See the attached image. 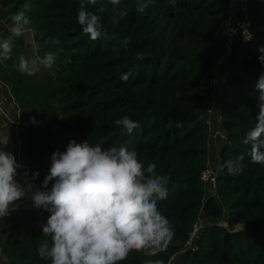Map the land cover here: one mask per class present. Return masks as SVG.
Masks as SVG:
<instances>
[{"label": "trees", "instance_id": "trees-1", "mask_svg": "<svg viewBox=\"0 0 264 264\" xmlns=\"http://www.w3.org/2000/svg\"><path fill=\"white\" fill-rule=\"evenodd\" d=\"M2 2L11 14L25 10L38 56H56V72L46 84L35 75L27 79L31 84L17 77L13 92L29 95L47 121L44 130L19 137L22 145L15 157L22 167L17 173L27 174L35 189L41 188L52 154L65 151L70 141L99 144L104 150L125 146L137 153L145 168L154 163L158 174L169 177L167 197L157 207L170 221L174 236L158 255L133 251L121 264H144L148 259L168 264L172 258L173 264H264V164L253 163L250 145L243 143L256 123L257 83L264 74L258 51L264 47V0L245 2L252 39L243 43L236 37L230 44L231 67L217 95L218 61L226 51L234 0H154L144 13L136 12L137 0H120L116 6L97 0L87 7L101 17L108 35L96 41L77 22L80 0ZM101 6L103 13L97 12ZM120 11L127 15L120 18ZM137 54L144 58L137 59ZM213 109L227 142L211 189L201 176L208 168L206 116ZM125 116L138 124L131 134L115 124ZM238 155L244 156L240 175L220 170ZM49 215L43 209H20L0 219L4 264H50L37 252L45 240L51 244L40 227ZM199 219L206 227L195 242L198 249L184 251Z\"/></svg>", "mask_w": 264, "mask_h": 264}, {"label": "clouds", "instance_id": "clouds-1", "mask_svg": "<svg viewBox=\"0 0 264 264\" xmlns=\"http://www.w3.org/2000/svg\"><path fill=\"white\" fill-rule=\"evenodd\" d=\"M113 6L120 0H109ZM154 0H137V13H144ZM97 0H80L77 22L91 40L107 38L101 17L88 10ZM101 6L97 12L103 13ZM120 18L126 11L118 13ZM7 26L8 35L0 38V61L11 59L13 41L26 31L30 18L24 9L12 14ZM114 23L118 21L113 19ZM245 41L251 39L247 28L243 29ZM59 43V41H53ZM127 46V40L124 42ZM264 64V47L258 49ZM144 57L137 54V59ZM56 56L46 52L42 57H19L17 71L28 76L37 74L41 66L51 69ZM123 79H127L124 76ZM259 91L255 125L247 132L243 143L250 145L251 161L264 164V74L257 83ZM61 118V117H60ZM62 119V118H61ZM33 122L35 118L33 117ZM115 124L122 132L131 134L138 124L125 116ZM49 174L41 188L33 191L16 181L17 169L21 168L11 151L0 150V219L15 211L16 201L31 193L33 205L50 215L42 222L43 235L49 237L37 249L41 260L50 264H121L133 251H143L154 257L166 250L174 236L170 221L158 210L157 202L167 197L169 177L158 174L154 163L145 168L135 151L125 146L104 150L101 145L72 140L66 150L55 151L51 156ZM244 156L238 155L226 161L220 170L227 169L231 176H238L244 168ZM39 173L33 175L38 178ZM55 181L54 183H52ZM51 183V188L49 184ZM144 264H164L162 260H145Z\"/></svg>", "mask_w": 264, "mask_h": 264}, {"label": "rangeland", "instance_id": "rangeland-1", "mask_svg": "<svg viewBox=\"0 0 264 264\" xmlns=\"http://www.w3.org/2000/svg\"><path fill=\"white\" fill-rule=\"evenodd\" d=\"M11 15V8L0 0V38L8 35L7 26L12 23L9 19ZM28 27L32 29V22H30ZM38 48L33 31H26L24 35L14 39L11 59L0 61V150L11 151L14 156H18L16 153L19 152L22 145L19 142V137L28 134V132L44 130L47 123L40 117L38 107L32 102V98L29 95H16L13 92L17 77L23 78L25 83L31 84L27 80L30 76L17 71L16 65L19 62V57L21 55L29 59L39 57ZM55 72L56 69L54 67L46 69L41 66L35 77L42 84H46L48 79L54 76ZM19 82L17 81L18 84ZM33 117L35 122H33ZM22 200L25 202L24 206L26 208H34L31 194L25 195L18 201ZM236 229H240V227ZM4 263H7V261L0 249V264Z\"/></svg>", "mask_w": 264, "mask_h": 264}, {"label": "built area", "instance_id": "built-area-1", "mask_svg": "<svg viewBox=\"0 0 264 264\" xmlns=\"http://www.w3.org/2000/svg\"><path fill=\"white\" fill-rule=\"evenodd\" d=\"M243 5L241 6V14L243 15V17L237 19L235 21V23L233 25L230 24L229 29L227 31V41H226V52H225V57L229 56V52H230V44L232 43V41L236 38V37H240V39L242 40L243 43H248L251 39H252V34H251V39L248 41H245L244 36H243V29L244 27L247 28L248 32L251 33L250 29H249V25L248 22L246 20L245 17V11H246V0H242ZM224 57H221L220 60L218 61V66L221 65L222 61H223ZM215 110H211L209 111L208 115L206 116V122L209 125V127L212 128L211 130V134H210V139L212 140H221L224 143L227 142V134L224 130L221 129V119L220 116L218 115L216 121L213 123L212 121V116L214 115ZM210 145V143H209ZM216 178H217V169L214 168L208 160V168L202 173L201 176V180L202 182L206 185H212L213 188L216 184ZM206 223L202 220L199 219L193 226V229L191 231V233L189 234V238L188 241L185 245V250L184 251H188V250H192V251H196L198 249V247L195 245V242L198 238V235L200 234V232L206 227L205 225ZM223 226H225L224 224H221ZM175 258H172L168 264H173V260Z\"/></svg>", "mask_w": 264, "mask_h": 264}, {"label": "crops", "instance_id": "crops-1", "mask_svg": "<svg viewBox=\"0 0 264 264\" xmlns=\"http://www.w3.org/2000/svg\"><path fill=\"white\" fill-rule=\"evenodd\" d=\"M239 12L241 13L240 2L234 0L232 10H231V25H233L235 23V21L238 19ZM225 52H223L224 59H223L221 65H219L218 69H217V76H216V80H215V88H216L215 89V95L220 93L221 88H222L223 77L228 73V71L231 67V63H230L229 59H227L228 57H225V55H226V54H224ZM217 117H218V113L215 111L214 115L212 116L213 123L216 121ZM211 130H212V128L209 127V133L210 134H211ZM223 144H224V142L221 140H219V141L218 140H211L210 141L209 150H208V160H209V163L216 169H217V165H218V161H219V155H220ZM15 179H16L17 183H19L25 189H27V185L29 183H31L33 185V191L35 190L34 183L27 174L18 173ZM30 194L31 193H26V196L30 195ZM24 204H25V202L23 200L18 201V202H15L13 207L16 210H19V209H26V210L29 209V210H33V211L41 210V209H37L35 207L34 208H26L24 206Z\"/></svg>", "mask_w": 264, "mask_h": 264}, {"label": "water", "instance_id": "water-1", "mask_svg": "<svg viewBox=\"0 0 264 264\" xmlns=\"http://www.w3.org/2000/svg\"><path fill=\"white\" fill-rule=\"evenodd\" d=\"M211 140H212V139H210V141H211ZM209 188H211V189H212V188H213V186H212V185H209Z\"/></svg>", "mask_w": 264, "mask_h": 264}]
</instances>
